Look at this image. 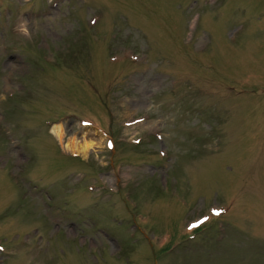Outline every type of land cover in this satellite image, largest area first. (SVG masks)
I'll use <instances>...</instances> for the list:
<instances>
[{
    "label": "rangeland",
    "instance_id": "1",
    "mask_svg": "<svg viewBox=\"0 0 264 264\" xmlns=\"http://www.w3.org/2000/svg\"><path fill=\"white\" fill-rule=\"evenodd\" d=\"M0 264H264V0H0Z\"/></svg>",
    "mask_w": 264,
    "mask_h": 264
},
{
    "label": "bare ground",
    "instance_id": "2",
    "mask_svg": "<svg viewBox=\"0 0 264 264\" xmlns=\"http://www.w3.org/2000/svg\"><path fill=\"white\" fill-rule=\"evenodd\" d=\"M54 125L51 126V128L53 127ZM57 126V125H56ZM61 127V126H60ZM60 127H56V133L54 134L56 136L57 139H60L61 138V135H62V131H61V128ZM87 131V130H86ZM86 133V132H85ZM98 133V132H97ZM95 134V133H94ZM62 141V140H60ZM91 141L87 140V139H82V142H80L78 139H74L72 138V143H77L79 145V150L78 152H85V151H88L89 149L93 148V144L90 143ZM65 147L68 148V144L65 143Z\"/></svg>",
    "mask_w": 264,
    "mask_h": 264
},
{
    "label": "clouds",
    "instance_id": "3",
    "mask_svg": "<svg viewBox=\"0 0 264 264\" xmlns=\"http://www.w3.org/2000/svg\"><path fill=\"white\" fill-rule=\"evenodd\" d=\"M27 21H22V23L19 25V29L21 32H23L25 35H28V28H27ZM56 125H54L52 128L49 129V132L52 134L56 133ZM73 155H79V153H73Z\"/></svg>",
    "mask_w": 264,
    "mask_h": 264
},
{
    "label": "snow or ice",
    "instance_id": "4",
    "mask_svg": "<svg viewBox=\"0 0 264 264\" xmlns=\"http://www.w3.org/2000/svg\"><path fill=\"white\" fill-rule=\"evenodd\" d=\"M214 214L219 215L220 214V210H213ZM208 218L207 217H203L201 220L197 221L195 224L190 225V227H196L202 223H204Z\"/></svg>",
    "mask_w": 264,
    "mask_h": 264
}]
</instances>
